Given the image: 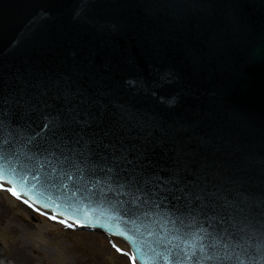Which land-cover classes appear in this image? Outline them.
<instances>
[{
  "label": "water",
  "instance_id": "1",
  "mask_svg": "<svg viewBox=\"0 0 264 264\" xmlns=\"http://www.w3.org/2000/svg\"><path fill=\"white\" fill-rule=\"evenodd\" d=\"M0 180L139 264H264V0H0Z\"/></svg>",
  "mask_w": 264,
  "mask_h": 264
},
{
  "label": "rangeland",
  "instance_id": "2",
  "mask_svg": "<svg viewBox=\"0 0 264 264\" xmlns=\"http://www.w3.org/2000/svg\"><path fill=\"white\" fill-rule=\"evenodd\" d=\"M15 264H138L117 236L89 230L14 194L0 182V258Z\"/></svg>",
  "mask_w": 264,
  "mask_h": 264
},
{
  "label": "bare ground",
  "instance_id": "3",
  "mask_svg": "<svg viewBox=\"0 0 264 264\" xmlns=\"http://www.w3.org/2000/svg\"><path fill=\"white\" fill-rule=\"evenodd\" d=\"M14 254V253H13ZM10 259H11V263L10 262H8L7 260H2L1 258H0V263L1 264H15L16 262V260H17V256H15V254L14 255H11V257H9Z\"/></svg>",
  "mask_w": 264,
  "mask_h": 264
}]
</instances>
